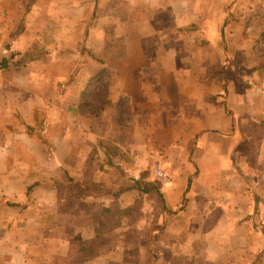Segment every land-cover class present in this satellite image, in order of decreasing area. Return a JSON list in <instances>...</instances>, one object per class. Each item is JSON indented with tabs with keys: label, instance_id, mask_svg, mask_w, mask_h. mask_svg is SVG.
Instances as JSON below:
<instances>
[{
	"label": "crops",
	"instance_id": "crops-1",
	"mask_svg": "<svg viewBox=\"0 0 264 264\" xmlns=\"http://www.w3.org/2000/svg\"><path fill=\"white\" fill-rule=\"evenodd\" d=\"M0 70V264H264V0H0Z\"/></svg>",
	"mask_w": 264,
	"mask_h": 264
},
{
	"label": "built area",
	"instance_id": "built-area-1",
	"mask_svg": "<svg viewBox=\"0 0 264 264\" xmlns=\"http://www.w3.org/2000/svg\"><path fill=\"white\" fill-rule=\"evenodd\" d=\"M0 73H1V70H0ZM154 175H155L156 177H158V178H163V177H164L163 172L160 171V170H155V171H154Z\"/></svg>",
	"mask_w": 264,
	"mask_h": 264
},
{
	"label": "rangeland",
	"instance_id": "rangeland-1",
	"mask_svg": "<svg viewBox=\"0 0 264 264\" xmlns=\"http://www.w3.org/2000/svg\"><path fill=\"white\" fill-rule=\"evenodd\" d=\"M101 87H103V85H100ZM104 92V90H102L101 91V89H100V94H102ZM99 96V97H98ZM97 97H95V99L97 100V99H100V100H103L104 99V97H102V96H100V95H98ZM157 170H159V169H157ZM161 171V170H160ZM159 179H164V177L163 178H159Z\"/></svg>",
	"mask_w": 264,
	"mask_h": 264
}]
</instances>
